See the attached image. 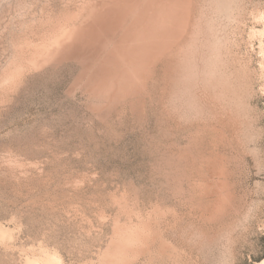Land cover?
I'll list each match as a JSON object with an SVG mask.
<instances>
[{
    "label": "rangeland",
    "instance_id": "374dc122",
    "mask_svg": "<svg viewBox=\"0 0 264 264\" xmlns=\"http://www.w3.org/2000/svg\"><path fill=\"white\" fill-rule=\"evenodd\" d=\"M0 264H264V0H0Z\"/></svg>",
    "mask_w": 264,
    "mask_h": 264
}]
</instances>
